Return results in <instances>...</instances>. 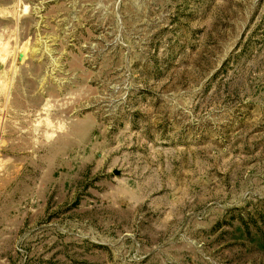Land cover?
Listing matches in <instances>:
<instances>
[{"label": "rangeland", "instance_id": "374dc122", "mask_svg": "<svg viewBox=\"0 0 264 264\" xmlns=\"http://www.w3.org/2000/svg\"><path fill=\"white\" fill-rule=\"evenodd\" d=\"M0 264H264V0H0Z\"/></svg>", "mask_w": 264, "mask_h": 264}]
</instances>
